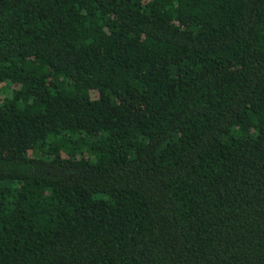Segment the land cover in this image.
<instances>
[{
	"label": "trees",
	"instance_id": "16d2710c",
	"mask_svg": "<svg viewBox=\"0 0 264 264\" xmlns=\"http://www.w3.org/2000/svg\"><path fill=\"white\" fill-rule=\"evenodd\" d=\"M0 264H264V0H0Z\"/></svg>",
	"mask_w": 264,
	"mask_h": 264
}]
</instances>
